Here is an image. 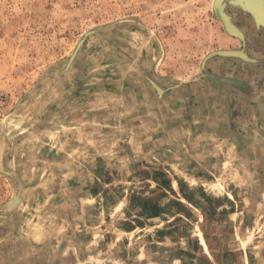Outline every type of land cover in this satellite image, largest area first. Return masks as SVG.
Masks as SVG:
<instances>
[{
	"label": "rangeland",
	"instance_id": "1",
	"mask_svg": "<svg viewBox=\"0 0 264 264\" xmlns=\"http://www.w3.org/2000/svg\"><path fill=\"white\" fill-rule=\"evenodd\" d=\"M214 3L215 0H0V264H63L46 263L43 256L49 252L53 255L56 244L61 246L70 237L108 242L123 235L132 236L134 242L136 238L147 240L146 236L155 232L154 223L140 226L128 215L124 219L131 222L124 224L132 228H120L118 221L123 217L118 219V213L113 220L97 210L93 219L84 213L66 218L67 206L63 203L73 193L68 174L76 169L69 167L67 156L61 158L66 147L60 144L70 133L68 129L56 132V127L114 123L112 118L121 111L119 103L127 99L109 84H116L120 75L132 67L139 66L146 78L157 75L159 80L200 76L205 57L225 47L223 38L229 35L214 11ZM224 4L231 17L226 10L228 1ZM228 11L236 10L228 7ZM77 83L82 89L70 93L71 84ZM48 108L56 119L41 122ZM86 114L94 116L82 118ZM88 136L89 144L98 140ZM222 149L228 147L215 143L222 172L219 167H211V173L206 175L210 182L199 179L200 175L194 180L178 168H174L172 176L175 183L183 179L192 188L205 187L207 194L224 203L220 210L224 215L230 205L226 192L235 188L230 180L237 177L229 164L233 152L225 165ZM87 153L99 157L96 151ZM41 175L44 177L39 180ZM52 193L66 198L53 197L44 205V198ZM15 197L17 206L11 207ZM100 201L93 200L89 207L97 209ZM237 208H246L248 214L223 216L221 227L227 246L232 251L237 249L241 260L251 248L250 264H258L257 260L261 264L264 198L243 200ZM39 213L49 218L42 219ZM243 217L249 229L241 233L238 241L229 239L233 223ZM106 224L113 231L107 232ZM101 254L102 249L94 255ZM105 263L100 260L89 264ZM119 264L137 263L131 260Z\"/></svg>",
	"mask_w": 264,
	"mask_h": 264
},
{
	"label": "crops",
	"instance_id": "2",
	"mask_svg": "<svg viewBox=\"0 0 264 264\" xmlns=\"http://www.w3.org/2000/svg\"><path fill=\"white\" fill-rule=\"evenodd\" d=\"M228 7L236 11L229 12ZM228 7L231 22L242 34L232 36L227 32L229 35L223 38L225 47L211 52L201 63L199 69L203 74L187 79L159 80L157 75L146 78L139 66L132 67L124 71V76L120 75L116 84L113 81L109 84L117 88L121 98L127 99L119 103L121 111L118 117L112 118L114 123L84 122L68 128L56 127V132L68 129L70 133L60 146L66 147L61 158L67 156L69 167L76 169L68 174L73 193L67 198L52 193L44 198V205L53 197L66 198L63 203L67 206L66 218L84 213L93 219L97 210L113 220L118 213V219L123 217L118 221L120 228H132L124 224L128 221L124 216L128 215L140 226L154 223L155 232L146 236L147 240L136 238L134 242L132 236L123 235L114 236L115 240L108 239V242L70 237L61 246L56 244L53 255L45 254L44 262L251 263L252 256L248 254L251 248L246 250L242 260L237 257V249H229L221 223L224 215L248 214L246 208L242 211L237 208L238 202L264 198V27L257 26L254 18L241 8L231 4ZM78 89H82L78 83L71 84L70 93ZM45 113L42 117L46 118L41 117V122L56 119L49 108ZM93 116L86 114L82 118ZM88 135L98 139L94 146L88 143ZM215 143L228 147L222 149L225 165L233 152L229 164L237 177L230 180L235 188L226 192L230 205L224 215L220 214L224 203L207 194L205 187L192 188L183 179L175 183L172 176L174 168H178L194 180L200 175L199 179L210 182L207 172L211 173L209 169L214 166L220 170L222 163L214 151ZM89 151H96L99 157L87 153ZM43 177L41 175L39 180ZM241 190H244L243 195ZM93 200H101L97 209L89 207ZM85 204L88 206L84 208ZM39 216L46 217L40 213ZM68 224L74 231L72 224ZM246 224L244 217L239 223L235 221L228 232L229 239L238 241L241 233L249 229ZM105 228L107 232L113 231L109 224ZM101 249V256H95V251ZM261 257L264 264L263 252Z\"/></svg>",
	"mask_w": 264,
	"mask_h": 264
},
{
	"label": "bare ground",
	"instance_id": "3",
	"mask_svg": "<svg viewBox=\"0 0 264 264\" xmlns=\"http://www.w3.org/2000/svg\"><path fill=\"white\" fill-rule=\"evenodd\" d=\"M228 1L229 4H231L232 6H237L243 9V11L249 13L255 21V24H257V26L259 27H264V3H262V1L264 2V0H237L234 3L233 0H225L223 2V6L225 5L224 3ZM224 12H225V6H224ZM252 10V12H250ZM226 13V12H225ZM226 16L229 20V22L231 23L232 27L231 28L233 30V32H235V34H237L238 36H241L242 31L240 29L235 28V25L231 22V17L228 16V14L226 13ZM231 35V34H230ZM203 72V71H202ZM203 74V73H202Z\"/></svg>",
	"mask_w": 264,
	"mask_h": 264
},
{
	"label": "water",
	"instance_id": "4",
	"mask_svg": "<svg viewBox=\"0 0 264 264\" xmlns=\"http://www.w3.org/2000/svg\"><path fill=\"white\" fill-rule=\"evenodd\" d=\"M225 0H215V3H214V11H215V13L217 14V16L221 19V21L223 22V24H224V29L226 30V32H228L229 34H231L232 36H238L237 34H235V32H233V30L231 29V28H233L232 27V25H231V23L229 22V20H228V18H227V16H226V13L224 12V6H223V2H224ZM232 1V0H231ZM237 0H233V2L232 3H234L235 4V2H236ZM262 1V0H261ZM262 3H264L263 1H262ZM250 12H252V10L250 11ZM252 14H253V12H252ZM254 15V14H253ZM17 199H16V197H15V199H14V201H13V204L11 205V207H15V206H17V205H15L16 204V201Z\"/></svg>",
	"mask_w": 264,
	"mask_h": 264
}]
</instances>
